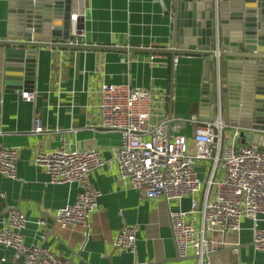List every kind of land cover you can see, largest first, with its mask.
Returning <instances> with one entry per match:
<instances>
[{"label": "crops", "instance_id": "1", "mask_svg": "<svg viewBox=\"0 0 264 264\" xmlns=\"http://www.w3.org/2000/svg\"><path fill=\"white\" fill-rule=\"evenodd\" d=\"M175 2L84 0L83 45L98 48H37L35 80L20 92L6 84L5 47L0 45V147H16L19 152L17 178L0 174V219L8 207L23 212L28 219L22 230L27 244L49 248L72 264H197L192 254L178 256L171 224V212L191 209L192 198L167 201L126 187L116 160L121 133L98 126L101 86L120 83L154 92L155 119L168 114L214 119L221 109L231 124L228 92L218 99L221 75L227 87L225 59L218 67L211 55L162 51L174 46ZM6 12L7 2L0 0V38L5 34ZM211 46L215 51V45ZM208 58L214 62L212 69ZM23 92H33L35 97L27 101ZM165 92L164 104L160 99ZM204 99L209 103L205 108L201 106ZM37 125L42 132H35ZM193 131L192 123L183 129L191 148ZM60 147L96 148L105 160V166L90 176L102 194L91 213L89 231L78 225L62 227L55 218L57 209L75 202L80 187L50 183L45 170L33 163L37 152ZM199 170L203 172L204 167ZM41 219L45 226L39 225ZM196 224L202 226L200 213ZM124 225L138 226L135 253L116 247ZM252 226L253 221L244 218L239 233L209 234L217 250L204 264H264V253L253 245ZM260 227L264 228V220ZM0 264L25 263L14 259L13 249L0 245Z\"/></svg>", "mask_w": 264, "mask_h": 264}, {"label": "built area", "instance_id": "2", "mask_svg": "<svg viewBox=\"0 0 264 264\" xmlns=\"http://www.w3.org/2000/svg\"><path fill=\"white\" fill-rule=\"evenodd\" d=\"M84 11V0H72L70 36L66 40L70 45L86 44L85 32L79 27ZM213 57L218 58L219 52L215 51ZM100 94L98 126L121 133L116 160L124 185L150 198H192L191 209L171 212L179 257L192 254L197 264H204L217 250V242L209 234L239 233L244 218L253 221V245L264 253V228L260 227L264 220L260 218L264 215V145L247 141L238 144L244 138L243 131L264 137V129L251 121L248 125H231L221 109L214 119L201 120L195 114H168L155 119L154 92L130 83L104 84ZM166 95L161 103L165 104ZM22 96L32 101L35 93L23 92ZM187 123L194 127L193 148L183 133ZM42 131L37 125L35 132ZM18 154L16 147H0L1 175L17 178ZM33 163L45 170L50 183H75L80 187L75 202L57 209L55 218L62 227L78 225L89 231L91 213L98 208L102 194L90 181L91 174L105 166L100 151L60 147L37 152ZM200 167H204L203 172ZM197 213L201 214L200 228ZM27 222L17 207H8L0 219V245L13 249L15 260L25 264H72L49 248L27 244L22 233ZM39 225L45 226L46 221L41 219ZM137 233V225H124L116 247L135 253Z\"/></svg>", "mask_w": 264, "mask_h": 264}, {"label": "water", "instance_id": "3", "mask_svg": "<svg viewBox=\"0 0 264 264\" xmlns=\"http://www.w3.org/2000/svg\"><path fill=\"white\" fill-rule=\"evenodd\" d=\"M6 2V28L0 45L5 47L10 88L20 92L32 85L39 47L98 48L65 42L70 36L72 0ZM173 18L174 46L162 51L211 56L219 52L216 63L219 67L225 59L228 77L227 87L220 77L218 99L228 92L229 122L248 125L251 121L264 129V0H176ZM208 62L212 69V58ZM208 104L204 99L201 106ZM242 136L240 146L245 141L264 145L262 136L246 131Z\"/></svg>", "mask_w": 264, "mask_h": 264}]
</instances>
